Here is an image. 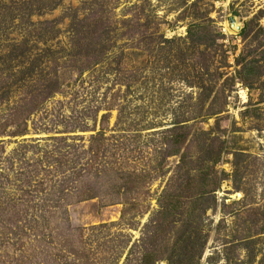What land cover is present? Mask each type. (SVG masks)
Instances as JSON below:
<instances>
[{"label":"rangeland","instance_id":"1","mask_svg":"<svg viewBox=\"0 0 264 264\" xmlns=\"http://www.w3.org/2000/svg\"><path fill=\"white\" fill-rule=\"evenodd\" d=\"M263 53L264 0H0V264H264Z\"/></svg>","mask_w":264,"mask_h":264},{"label":"trees","instance_id":"2","mask_svg":"<svg viewBox=\"0 0 264 264\" xmlns=\"http://www.w3.org/2000/svg\"><path fill=\"white\" fill-rule=\"evenodd\" d=\"M245 27L246 28H245V30H243V33L246 32L247 26H245ZM195 29H201L202 30V28L200 26L195 28ZM189 35L192 36V29H190ZM241 63H243V65L241 67V70L239 71V79L242 82V84H244L245 87H247L249 90L255 89V86H257V85L261 86V88H259V90L264 92V83H262V80H261L260 76L258 75V69H259L258 67H260V69H261V67L264 68V53H263L262 57L256 61L244 63V60H243V62H241ZM258 82H259V84H258ZM180 125H181V123H177L176 129L181 127V131L180 130L179 131L183 132V134H176L173 138L174 139L173 144L177 145V146L183 145L185 140L187 139V137H186L187 132H184V130H185L183 128L184 126H180ZM215 163L216 162H214V164ZM189 177H191V178L188 181L189 183L187 184V187L189 189H191L192 188L191 183H192L193 177L190 175H189ZM151 257L152 256H146L144 263L145 264H151V262H153V260H150ZM171 264H172V262H171Z\"/></svg>","mask_w":264,"mask_h":264},{"label":"water","instance_id":"3","mask_svg":"<svg viewBox=\"0 0 264 264\" xmlns=\"http://www.w3.org/2000/svg\"><path fill=\"white\" fill-rule=\"evenodd\" d=\"M230 22H231L232 26L235 25V24H234L235 20L232 19Z\"/></svg>","mask_w":264,"mask_h":264}]
</instances>
